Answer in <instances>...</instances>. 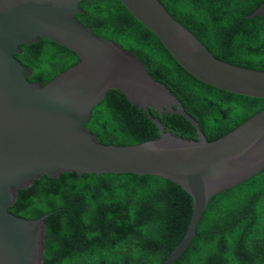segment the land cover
<instances>
[{"label": "water", "instance_id": "95a60500", "mask_svg": "<svg viewBox=\"0 0 264 264\" xmlns=\"http://www.w3.org/2000/svg\"><path fill=\"white\" fill-rule=\"evenodd\" d=\"M92 0H0V264H42L45 219H24L8 209L18 191L44 176L64 173L172 182L193 202L186 234L163 264L187 249L209 200H215L264 169V110L231 132L207 142L183 104L140 61L96 36L75 18ZM197 81L230 94L264 101V72L212 56L158 0H119ZM264 15V3L247 19ZM48 40L74 53L78 63L41 85L16 58L22 45ZM158 117L178 114L197 140L165 131L138 145L100 144L85 128L109 96Z\"/></svg>", "mask_w": 264, "mask_h": 264}, {"label": "trees", "instance_id": "16d2710c", "mask_svg": "<svg viewBox=\"0 0 264 264\" xmlns=\"http://www.w3.org/2000/svg\"><path fill=\"white\" fill-rule=\"evenodd\" d=\"M168 14L225 63L264 72V0H158ZM75 18L134 55L183 104L213 142L264 110V101L205 85L187 74L119 0H92ZM15 58L41 85L78 63L74 53L40 39ZM165 131L197 140L181 115L158 117L109 95L85 128L103 145L131 146ZM193 202L172 182L94 174L44 176L18 191L8 211L45 219L42 264H163L186 234ZM172 264H264V169L209 200L184 253Z\"/></svg>", "mask_w": 264, "mask_h": 264}]
</instances>
